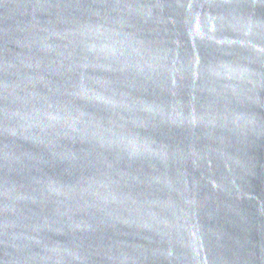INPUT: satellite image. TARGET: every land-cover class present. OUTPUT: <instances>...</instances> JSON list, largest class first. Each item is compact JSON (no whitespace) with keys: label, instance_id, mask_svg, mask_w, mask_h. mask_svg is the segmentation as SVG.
<instances>
[{"label":"water","instance_id":"95a60500","mask_svg":"<svg viewBox=\"0 0 264 264\" xmlns=\"http://www.w3.org/2000/svg\"><path fill=\"white\" fill-rule=\"evenodd\" d=\"M0 264H264V0H0Z\"/></svg>","mask_w":264,"mask_h":264}]
</instances>
